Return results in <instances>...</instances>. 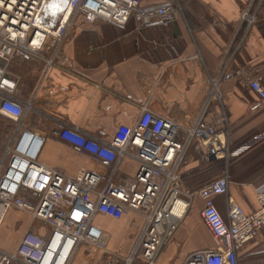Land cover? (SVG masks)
I'll return each mask as SVG.
<instances>
[{
  "label": "crops",
  "instance_id": "crops-1",
  "mask_svg": "<svg viewBox=\"0 0 264 264\" xmlns=\"http://www.w3.org/2000/svg\"><path fill=\"white\" fill-rule=\"evenodd\" d=\"M68 1L51 0L48 4L45 19L51 28L58 25ZM172 1L142 0L141 7L150 9ZM176 1L182 12L167 27L140 28L134 18L126 25L102 20L89 23L78 14L58 52H52L51 41L41 56L12 60L8 71L17 82L14 98L28 111L20 122L0 114V157L22 123L23 129L45 139L41 165L72 180L86 172L104 176L110 164L77 151L57 135L59 129L109 144L120 125L131 127L138 121L143 107L184 127L199 119L213 124L226 114V131L234 147L257 133L264 136V99L249 86L250 80L259 79L264 89V6L257 24L235 52L234 45L242 35L237 31L240 16L249 0ZM234 38L232 54L223 64ZM48 60H52L50 67ZM216 78L221 83L219 100L207 103L211 80ZM2 121L10 129L3 128ZM138 166L131 157L123 159L115 183L128 186ZM225 170L230 175L228 196L245 214L258 209L256 188L264 185V140L228 167L208 159L193 142L179 159L178 174L182 191L194 195L191 200L182 198L190 204L181 212L172 244L155 264H185L194 253L217 247L201 215L204 200L196 192L222 177ZM214 200L226 218L227 197L215 196ZM144 222L134 212H126L118 220L102 213L94 217V224L108 239V249L120 256L130 253ZM28 229L40 234L51 231L48 225L11 210L0 225V249L14 251ZM100 259L119 263L105 254ZM238 264H264V228L239 251Z\"/></svg>",
  "mask_w": 264,
  "mask_h": 264
},
{
  "label": "built area",
  "instance_id": "built-area-1",
  "mask_svg": "<svg viewBox=\"0 0 264 264\" xmlns=\"http://www.w3.org/2000/svg\"><path fill=\"white\" fill-rule=\"evenodd\" d=\"M50 1L0 0V114L16 122L24 119L28 107L14 98L17 82L9 74V63L41 56L51 41L52 52H58L76 15H83L89 23L102 20L117 25H126L134 18L140 28H147L167 27L182 12L176 0L150 9L141 7L142 0H69L58 25L51 28L45 22ZM263 5L264 0H249L246 5L240 16L237 31L242 35L234 45L235 52L257 24ZM234 40L224 54L223 64L232 54ZM47 65L50 67L52 60ZM249 86L264 99L259 79L250 80ZM220 87V78L211 80L207 103L219 100ZM226 124V114H222L213 124L199 119L184 127L143 107L138 121L131 127L120 125L109 144L61 127L57 133L61 139L77 151L91 153L110 164L104 176L86 172L72 180L39 163L45 139L23 129L21 123L0 162V225L14 210L48 225L51 231L40 234L26 230L14 251L0 249V264H109L100 259L102 254L118 264H155L179 229L182 214L175 211L177 202L184 196L191 200L194 195L182 191L178 174L179 159L190 145L197 142L208 159L222 161L228 167L264 140L257 133L234 147ZM126 157L135 159L139 166L131 183L120 187L115 175ZM229 181L225 170L222 177L196 192L204 200V223L218 245L194 253L185 264H238L239 251L264 228V185L256 188L258 209L245 214L228 196ZM220 195L227 197L226 218L215 204L214 197ZM186 204L187 208L190 203ZM126 212L142 216L145 222L130 253L120 256L108 249V239L94 224V217L102 213L118 220Z\"/></svg>",
  "mask_w": 264,
  "mask_h": 264
},
{
  "label": "bare ground",
  "instance_id": "bare-ground-1",
  "mask_svg": "<svg viewBox=\"0 0 264 264\" xmlns=\"http://www.w3.org/2000/svg\"><path fill=\"white\" fill-rule=\"evenodd\" d=\"M186 202L185 201H178L177 204H176V207H175V211L177 213H181L182 211H184L186 209Z\"/></svg>",
  "mask_w": 264,
  "mask_h": 264
},
{
  "label": "rangeland",
  "instance_id": "rangeland-1",
  "mask_svg": "<svg viewBox=\"0 0 264 264\" xmlns=\"http://www.w3.org/2000/svg\"><path fill=\"white\" fill-rule=\"evenodd\" d=\"M264 6V5H263ZM262 10H263V8H262ZM48 12V11H47ZM45 22L47 23V20L45 19ZM2 125H3V128L5 127L6 129H8L9 128V125L7 124V122L6 121H2ZM10 129V128H9ZM3 130H0V132H2ZM3 157V153H2V155H1V157L0 158H2Z\"/></svg>",
  "mask_w": 264,
  "mask_h": 264
},
{
  "label": "flooded vegetation",
  "instance_id": "flooded-vegetation-1",
  "mask_svg": "<svg viewBox=\"0 0 264 264\" xmlns=\"http://www.w3.org/2000/svg\"><path fill=\"white\" fill-rule=\"evenodd\" d=\"M46 10H47V9H46ZM46 12H47V11H46ZM53 15H56V16H57V15H58V11H55V10H54V11H53Z\"/></svg>",
  "mask_w": 264,
  "mask_h": 264
}]
</instances>
